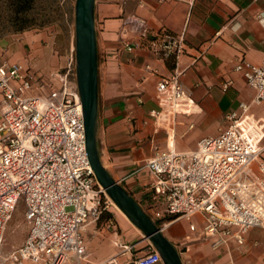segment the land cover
<instances>
[{
  "label": "crops",
  "instance_id": "1",
  "mask_svg": "<svg viewBox=\"0 0 264 264\" xmlns=\"http://www.w3.org/2000/svg\"><path fill=\"white\" fill-rule=\"evenodd\" d=\"M96 17L99 142L106 168L160 223L184 264H264V228L246 232L243 245L234 236H227L226 242L216 248L215 239L205 236L201 216L194 219L196 231L186 219L163 222L166 204L154 200L149 188L154 178L147 168L161 151L190 155L203 139L218 137L230 125L228 116L242 113V104L251 105L249 114L261 132L259 146L264 159V102L254 103L256 91L237 71L242 61L254 65L264 62V0H97ZM130 17L142 19L145 27L134 31L126 25ZM145 31L148 38L143 37ZM164 33L186 34L187 51L179 69L185 72L182 82L194 104L176 117L166 115L172 112L173 104L161 101L158 94L161 79L176 69L175 59L170 62L155 50L154 44L159 41L152 38H161ZM28 38L27 44L33 48L31 64L21 66L36 77L29 95L61 100L66 87L78 91L71 76L74 35L70 57L62 60L50 53L49 46L39 43L45 40V34ZM126 43L142 46L131 52ZM5 64L18 63L0 61V66ZM63 68L66 71H61ZM153 111L159 116L155 117ZM109 214L108 220L91 224L83 232V259L70 254L67 264H102L113 257H118L121 264H135L148 254L152 243L129 218L124 213ZM182 222L188 224L185 230L178 228ZM7 231L0 264H14L12 253L25 243L4 253ZM231 231L233 235L237 228Z\"/></svg>",
  "mask_w": 264,
  "mask_h": 264
},
{
  "label": "built area",
  "instance_id": "2",
  "mask_svg": "<svg viewBox=\"0 0 264 264\" xmlns=\"http://www.w3.org/2000/svg\"><path fill=\"white\" fill-rule=\"evenodd\" d=\"M126 2L127 0H121ZM173 0H161L170 2ZM134 31L145 22L130 17ZM144 38L149 37L145 31ZM155 50L164 59H175L172 75L158 84L161 101L173 104L166 115L178 116L192 106L179 69L187 51L186 34H162ZM141 44L126 43L129 51ZM256 91L254 103L264 102V62L242 61L237 66ZM36 77L20 64L0 66V254L9 223L23 201L28 237L14 251V264H67L70 254L86 255L85 229L101 221L104 196L88 150L83 103L79 91L65 88L64 97L28 95ZM228 116L229 127L218 137L203 139L190 155L161 151L147 163L154 180L149 185L154 200L163 201V217L186 219L196 231L195 217L205 221L204 233L221 247L227 236L245 243L244 234L264 228V159L260 130L251 117V105ZM188 113V111H187ZM155 117L159 112L153 111ZM171 223V222H170ZM237 231L232 235V229ZM161 254L152 245L135 264H160ZM102 264H121L113 257Z\"/></svg>",
  "mask_w": 264,
  "mask_h": 264
},
{
  "label": "water",
  "instance_id": "3",
  "mask_svg": "<svg viewBox=\"0 0 264 264\" xmlns=\"http://www.w3.org/2000/svg\"><path fill=\"white\" fill-rule=\"evenodd\" d=\"M97 0H77L75 7V62L78 91L83 103L87 150L100 185L113 203L150 240L164 264H184L177 247L140 203L106 168L99 142L100 55L97 30Z\"/></svg>",
  "mask_w": 264,
  "mask_h": 264
},
{
  "label": "rangeland",
  "instance_id": "4",
  "mask_svg": "<svg viewBox=\"0 0 264 264\" xmlns=\"http://www.w3.org/2000/svg\"><path fill=\"white\" fill-rule=\"evenodd\" d=\"M76 2L77 0H35L34 8L24 15L27 17L26 22H22V24L29 26L20 30L22 24L19 20L17 23L15 22L17 13L11 0H0V61L30 65L29 60L33 48L27 44V40L29 39L28 36L33 34H45V40L39 43L44 47L49 46L50 53L56 56L58 60H62L63 57L69 58L73 35L76 47ZM61 71L66 70L63 68ZM71 76L77 84L75 54ZM103 208L107 213H123L105 196ZM25 212L26 206L21 201L9 223L4 253H9L26 241L29 224ZM187 226V222H182L178 228L185 230Z\"/></svg>",
  "mask_w": 264,
  "mask_h": 264
},
{
  "label": "trees",
  "instance_id": "5",
  "mask_svg": "<svg viewBox=\"0 0 264 264\" xmlns=\"http://www.w3.org/2000/svg\"><path fill=\"white\" fill-rule=\"evenodd\" d=\"M15 10H16V18H15V22L17 23L18 20L19 22L22 24V22H26V18L24 15H26L29 11H31L34 8V2L35 0H11ZM22 27L20 28V30H24L25 28H27V25L22 24ZM160 37L157 38H152L154 40H159ZM168 61L172 62L173 59H169ZM110 214L107 213L106 211L103 213L102 217H101V222L102 221H106L110 218ZM176 219V217H167L163 222H172ZM158 226H160V223H157Z\"/></svg>",
  "mask_w": 264,
  "mask_h": 264
},
{
  "label": "bare ground",
  "instance_id": "6",
  "mask_svg": "<svg viewBox=\"0 0 264 264\" xmlns=\"http://www.w3.org/2000/svg\"><path fill=\"white\" fill-rule=\"evenodd\" d=\"M173 140V139H172ZM104 189V188H103ZM105 190V189H104ZM106 191V190H105Z\"/></svg>",
  "mask_w": 264,
  "mask_h": 264
}]
</instances>
